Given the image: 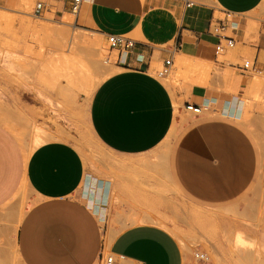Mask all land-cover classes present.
I'll return each instance as SVG.
<instances>
[{
	"label": "crops",
	"instance_id": "0c3cea01",
	"mask_svg": "<svg viewBox=\"0 0 264 264\" xmlns=\"http://www.w3.org/2000/svg\"><path fill=\"white\" fill-rule=\"evenodd\" d=\"M53 1L50 8H55L54 16L61 19L71 14L69 0ZM17 3L31 8L29 0ZM6 4L15 5V0H0V7ZM220 14H225L222 21L238 44V58L243 60L247 53L254 66L264 71L263 0H82L75 15L77 26L105 37L118 34L134 40L130 49L117 52L114 66L109 68L113 72L98 84L88 109L94 138L128 165L114 170H142L134 166L152 158L172 125L180 121L187 102L205 111L219 108L222 115L231 118L232 93L221 97L202 84L204 77H212L229 86L223 72L215 76L210 68V62L217 58L219 38L208 26L221 19ZM167 58L173 72L170 84L178 78L171 88L154 74ZM188 61L196 64L188 65ZM205 64L207 68L202 67ZM196 70L197 74L183 75V71L189 74ZM192 78L201 83L193 82L185 93L183 83ZM0 91L4 96L0 104V210L16 207L26 190L33 198L15 232L20 264H91L103 252L142 264H184L183 250L166 228L151 222L120 229L108 226L111 190L125 195L123 184L86 175L80 152L70 142L60 140L63 134L31 148L3 123L1 116L14 108ZM257 164L264 185V152ZM257 243L264 255V226Z\"/></svg>",
	"mask_w": 264,
	"mask_h": 264
},
{
	"label": "rangeland",
	"instance_id": "374dc122",
	"mask_svg": "<svg viewBox=\"0 0 264 264\" xmlns=\"http://www.w3.org/2000/svg\"><path fill=\"white\" fill-rule=\"evenodd\" d=\"M29 1L30 9L21 7L17 0L15 5L0 7V89L14 108L1 116L3 123L15 135L27 140L31 148L37 137L47 141L63 134L60 140L70 142L80 152L86 175L106 178L112 183L120 181L127 194L111 190L107 206L108 226L120 229L140 222L156 223L175 236L184 253V264H195L192 260L195 249L207 252L211 264H217L214 257L217 251L225 259L223 264H264V255L259 253L257 243L264 226V185L257 164V159L264 152V119L255 106H264V98L260 104L257 101L249 104V95L253 91L239 88L243 85L241 81L227 87L212 77H204L202 84L219 96L232 93V119L215 107L208 111L202 109L199 115L182 108L180 121L172 125L167 136L155 148L152 158L143 165L134 166L142 170H114L128 165L98 143L89 127L88 109L92 95L102 81V60L91 62L88 47L85 50V45L79 41L74 42L75 47L72 46L76 56L72 48L69 49L71 53L66 51L67 45L64 49L65 41L62 46L58 42L59 49L63 48L65 54L56 47L54 40L48 38L50 42L47 43L45 38L42 41L46 45L39 43L41 35L33 32L34 25H56L61 20L70 21L72 18L74 21L75 16L70 14L68 18L64 14L61 19L54 16L55 8H50L53 0H45L47 10L40 16H34L32 6L35 0ZM219 17L222 19L225 14ZM71 28L73 31L69 32L99 41L101 58H108V63L114 66L117 51L109 49L105 36L92 34L77 25ZM237 47L238 44L235 50L219 57L223 63L210 62L215 76L229 69L235 74H243L236 75L238 78L253 76L255 72L246 75L247 72L241 73L228 65V62H240ZM66 53L75 59L78 55H83L78 59L86 57V65L91 69L94 80L92 90L87 83L66 90V80L60 71L61 63L64 64L61 56L68 57ZM244 55L249 56L247 53ZM187 64L196 63L188 61ZM202 67L207 68V64ZM186 71H183L184 76L198 72L188 74ZM172 73L169 71L161 78L170 88L178 83V78L170 85L164 81V78L170 79ZM193 82L201 83L196 78L185 80L182 90L188 93ZM175 112L178 114L179 109L175 108ZM49 133L54 138H50ZM135 192L139 195L134 196ZM32 199L26 190L16 207L9 211L0 210V264H20L15 232L22 212L33 202ZM237 234L241 235L242 243H235ZM232 250L240 257V262L228 261L233 259Z\"/></svg>",
	"mask_w": 264,
	"mask_h": 264
},
{
	"label": "bare ground",
	"instance_id": "6f19581e",
	"mask_svg": "<svg viewBox=\"0 0 264 264\" xmlns=\"http://www.w3.org/2000/svg\"><path fill=\"white\" fill-rule=\"evenodd\" d=\"M67 15H68V18H69V14H66L65 17H67ZM71 20H72V18H70V21L68 19L67 20H61L58 23L60 25L56 24L57 26L56 25H49L47 23L36 24V25L33 26V32L36 33V35H39V36L41 35L42 38L38 36L40 38L39 43H42L45 40V38H47V39L49 38L51 40H54L55 44H57L56 47H58V49H59V46L60 45L62 46L63 41H65L67 44H63L64 49H66L65 46L67 45L66 51L69 50V49L71 50V48H72V53L74 55H75V53L73 52L75 50L73 48V47H75V46H73L74 42L77 43V41H79L78 43H80V42H81L80 44L83 43L85 45V47H86L85 50H87V47H88V56H90L91 62L97 63V61L100 62V60H102V65H103L102 80H103L104 78H106L107 76H109V74H111L113 72V70H111V71L109 70V68H111V64L108 63V58L107 59L106 58L105 59L104 58L103 59L101 58L102 57V45H101V43L99 41L95 40V38L84 37L83 35H79V34H76V33H73V32H69V30L70 31L72 30V28L70 29L71 26H76V23L74 24V21L72 20L73 21L72 22ZM67 26H70L68 30L66 29ZM73 29H74V27H73ZM90 33L93 34V33H96V32L90 31ZM98 34L99 33H97V35ZM99 35H101V34H99ZM39 38H38V40H39ZM47 39H46V42L47 41L50 42V40L49 39L47 40ZM35 40H37V37L35 38ZM58 42L60 43L59 46H58ZM43 43H45V42H43ZM42 44H40V45L42 46ZM43 45H46V43L43 44ZM76 45H78V44H76ZM41 46H40V48H41ZM61 46H60V48H61ZM236 46H237V44H235L234 47H232V48L223 47V49L221 51H219V53L217 54V58H216L215 62H220L219 61V57L222 56L227 51L235 50V47ZM42 48H44V46H42ZM62 50H63V48H62ZM62 50H60L61 53L63 52ZM70 50H69V52H70ZM40 51L43 52V50H41V49H40ZM56 51H58V50H56ZM63 53L65 54V52H63ZM67 54H69V53H66V56H68V57L61 56L62 58L64 57V61L62 59V61L64 62V64L61 63V66L62 65L63 66L62 67L61 66H58V68L61 67L60 68L61 74L63 73L62 76L65 77V80H66L65 81L66 82V84H65L66 85V90H72L73 88L71 89V87L78 86L81 83H87V85H90L89 88L92 90L93 87H94V80H92L91 69L86 65V63L88 62V60L86 61V59H85L86 57L85 58L78 59V57H83V55H81V56L78 55V57L75 59L74 57L71 58V55H67ZM58 57H59V55H58ZM248 57H250V56H248ZM54 59L55 58H53V60ZM90 59H89V61H90ZM241 61L242 60H240V62H235V63L228 62V65L230 67L235 68L236 70H238V67L237 66H238V64L241 63ZM54 62L52 61V63H54ZM57 63H59V62H57ZM220 63H223V62H220ZM6 64H8V63H6ZM8 68L11 69L12 72H15L14 69H12L11 67H8ZM11 71H9V72H11ZM58 71H59V69H58ZM246 72H247L246 75H251L252 72H255L254 74H256V75L255 76H245V77L242 76L241 78H238L236 76L235 72H233L232 70L229 69V70H227L224 73V76H225L226 81L228 82L229 85H231V86L237 85L241 81L242 84H243V86L245 87V89H247L248 91H250V90L253 91V93H251L249 95V100L251 101V102H249V104L250 103L256 104L255 103L256 101H257V103L260 104L261 103L260 100L264 98L263 95L262 96H259V88H260V85H261V82H262V77L261 76L262 75L264 76V71H262V70L261 71H257V70L251 69V70H248ZM164 79H165L164 81L166 83H168V84L170 83V79H166V78H164ZM263 84H264V81H263ZM263 90H264V88H263ZM66 94H68V92ZM2 95L3 94L0 91V104L2 103V98H3ZM255 106H256V109L259 108V113L262 115V117L264 119V106L261 105V104L258 105V106L257 105H255ZM201 109H202V107H201ZM49 135H51L50 138H54V135L53 134H50L49 133ZM45 141H46L45 139H41L40 137H37L34 140V146L36 147V145H38L40 143H43ZM20 192L21 191H19V193ZM19 193H18V195H19ZM234 240H235V243L236 244L243 242V239H242V237H241L240 234H237V236L234 237ZM15 246H16V243H15ZM217 252H214L215 261H216L217 264H223V262H225V259H224L223 256H221ZM231 254H233V259L231 258V260L229 259L228 261L240 262V257H238L234 253L233 250L231 251ZM0 257H1V249H0ZM0 263H1V258H0Z\"/></svg>",
	"mask_w": 264,
	"mask_h": 264
},
{
	"label": "built area",
	"instance_id": "2783aa9c",
	"mask_svg": "<svg viewBox=\"0 0 264 264\" xmlns=\"http://www.w3.org/2000/svg\"><path fill=\"white\" fill-rule=\"evenodd\" d=\"M70 1V12L77 14L80 4L82 0H69ZM47 10V5L45 0H35L32 6V14L34 16H40L44 11ZM75 21V18H74ZM208 29L211 33L216 35L219 38V41L216 45V53L218 54L219 51L226 48H232L236 44L235 40L230 36L229 28L225 25L222 19L214 20L209 23ZM106 42L110 50H116L117 52L124 51L130 49L133 44L134 40L121 36L118 34H108L105 37ZM170 58L163 60L162 65L156 70V76L162 78L166 76L170 71ZM261 63L264 66V53L261 57ZM241 72H246L248 70L254 69L257 71H261L262 69L256 68L254 66V59L253 57H246L241 61V64L237 66ZM184 109L186 111H190L195 115H199L201 113V106L185 103ZM192 260L195 264H211L209 255L207 252L201 249H195L192 253ZM91 264H142L140 261L136 260H128L122 255H117L111 252H103L99 255L96 261L92 262Z\"/></svg>",
	"mask_w": 264,
	"mask_h": 264
}]
</instances>
